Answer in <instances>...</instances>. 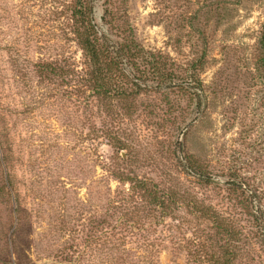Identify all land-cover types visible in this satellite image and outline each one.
Segmentation results:
<instances>
[{
	"label": "rangeland",
	"instance_id": "1",
	"mask_svg": "<svg viewBox=\"0 0 264 264\" xmlns=\"http://www.w3.org/2000/svg\"><path fill=\"white\" fill-rule=\"evenodd\" d=\"M0 264H264V0H0Z\"/></svg>",
	"mask_w": 264,
	"mask_h": 264
},
{
	"label": "trees",
	"instance_id": "2",
	"mask_svg": "<svg viewBox=\"0 0 264 264\" xmlns=\"http://www.w3.org/2000/svg\"><path fill=\"white\" fill-rule=\"evenodd\" d=\"M88 6V4L86 5ZM85 5L81 6L78 10H76V14L75 16L78 17V20H76L75 17V21L76 23H73V32L75 35V41L76 44L78 46V48L81 49L83 55H84V59L88 62L89 66L93 69L92 70V81L91 83H93V85H97V81L99 79L100 73H98L94 67H96V65L98 64V62L101 61V59H108L109 63L112 61L113 63H118L119 65L122 64V60L121 59L118 61L117 58L115 56H112V53H110V48L109 46L105 47L106 43L105 39L103 38V36L97 34V31H95L94 26L91 25V18H90V14H91V10H89L88 7H86ZM79 21V22H78ZM103 48L104 49H108L106 51V55L103 54ZM122 58V57H121ZM98 76L97 80H96V76ZM104 78H107L104 76ZM112 78H107V82L106 84L99 86L101 87L100 90L98 91V89H96L95 91L98 92V95H100L103 98H110V97H114L116 96V90H118L120 88V86L118 85L119 81H117L116 79H112ZM116 81V82H115ZM98 88V87H97Z\"/></svg>",
	"mask_w": 264,
	"mask_h": 264
}]
</instances>
